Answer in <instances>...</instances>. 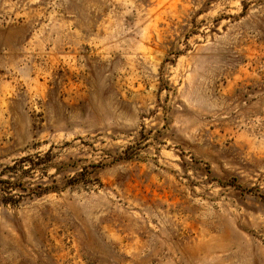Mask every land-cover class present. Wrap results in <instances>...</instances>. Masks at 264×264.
I'll return each mask as SVG.
<instances>
[{
	"label": "rangeland",
	"instance_id": "obj_1",
	"mask_svg": "<svg viewBox=\"0 0 264 264\" xmlns=\"http://www.w3.org/2000/svg\"><path fill=\"white\" fill-rule=\"evenodd\" d=\"M0 181V264H264V0H0Z\"/></svg>",
	"mask_w": 264,
	"mask_h": 264
},
{
	"label": "trees",
	"instance_id": "obj_2",
	"mask_svg": "<svg viewBox=\"0 0 264 264\" xmlns=\"http://www.w3.org/2000/svg\"><path fill=\"white\" fill-rule=\"evenodd\" d=\"M26 159L27 158L20 159L19 161H16L15 164H17L19 162H23ZM9 188L10 189L12 188L10 186L9 182L0 181V192H2V193H0V203H3L4 205L7 204V203L12 202V200H13L12 197L7 196V190H9ZM16 188H19L20 190H25V189H23V183H21V182H19L16 185ZM46 192H47L46 190L39 191V192L35 193L36 194L35 196H40L41 194L46 193ZM33 193H34V191H33Z\"/></svg>",
	"mask_w": 264,
	"mask_h": 264
}]
</instances>
